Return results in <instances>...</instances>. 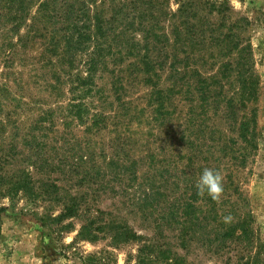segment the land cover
Listing matches in <instances>:
<instances>
[{
  "label": "rangeland",
  "instance_id": "1",
  "mask_svg": "<svg viewBox=\"0 0 264 264\" xmlns=\"http://www.w3.org/2000/svg\"><path fill=\"white\" fill-rule=\"evenodd\" d=\"M226 1L232 9L231 18L224 19L218 30V23L210 28L213 34L222 33L226 38L239 33L247 39L245 42L251 43L252 60L247 69L259 79L257 102L249 104L258 108L259 148H248L243 153L246 162L238 167H230L227 161L221 165L222 178L236 189L229 196L237 203L235 213L233 209L229 211L230 206L225 215L231 214L235 223L244 220L240 215L248 214L249 235L238 229L232 238L222 240L216 254L203 244L204 229L198 230L196 241L181 247L175 232L164 229L160 233L153 218L135 214L127 196L108 210L114 214L110 216L124 219L139 234L169 243L192 264H264V0ZM167 2L159 19L160 28L156 30L159 42L155 47L168 45L171 52L172 15L178 5L175 0ZM10 9L11 5L0 0V264H141L137 243L114 244L112 234L97 241L80 237L84 220L62 215L65 202L71 196L85 194L88 201L98 199L102 209L112 202L110 193L97 191L96 182L104 179L106 163L116 148L130 147L144 162V173L152 169L154 173L158 169L173 173L172 177H158L161 182L168 179L174 182L179 175L182 177L180 170H188L186 155L190 153L179 136L189 135L188 125L190 130H196L197 121L190 123L188 109L197 100L189 95L180 97L175 103L176 112L171 114L174 118L169 117L173 121L165 125L150 107L148 94L152 88L134 81L125 84L120 92L122 101L132 107L126 113L110 84L112 65L109 72H97L94 86L88 90L90 86L79 81V78L88 80L87 55H78L69 63L62 61L59 54L50 53L53 37L59 39L58 33L62 32L61 22L52 33L54 27L42 21L36 2L26 11L22 23L13 18L16 13ZM239 18L249 21L244 31ZM152 54L157 56L158 52ZM122 56L132 59L126 54ZM209 61L213 63L212 59ZM217 61L205 68V75H216L227 58ZM162 74L164 78L168 73ZM226 81L223 78V83ZM225 85L220 99L231 96L238 87L235 81L231 86L227 82ZM76 104L81 109L74 110ZM116 111L120 117L113 118ZM205 121L212 124L211 120ZM216 126L226 130L220 120L214 122L213 127ZM209 137L206 134L205 144H209ZM88 175L92 176L91 182L82 186L81 179L89 180ZM183 187L189 193L194 189ZM208 230L207 235L214 238L216 235Z\"/></svg>",
  "mask_w": 264,
  "mask_h": 264
},
{
  "label": "trees",
  "instance_id": "2",
  "mask_svg": "<svg viewBox=\"0 0 264 264\" xmlns=\"http://www.w3.org/2000/svg\"><path fill=\"white\" fill-rule=\"evenodd\" d=\"M167 1L2 0L4 4L11 5L10 10L16 13L13 18L20 23L24 22L26 11L31 9L34 2L42 21L54 27L52 33L56 32L55 25L61 22L62 32L58 33L59 39L53 37L50 53L59 54L62 61L69 63H73L78 55H87L88 80L79 78V81L84 86H90L88 90H92L97 72H109L112 65L114 71L110 72V84L117 93L120 107L126 113L132 107L122 101L120 92L125 84L134 81L152 88L148 94L150 107L153 108V113L162 117L165 125L173 121L169 117L174 118L171 114L176 112L178 107L175 108V103L180 97L189 95L193 96L195 102L197 100V104L194 103L188 109L189 121L192 123L196 119L197 128L195 131L190 130L188 125L189 135L179 136L180 140L184 139V149L190 153L186 155L188 170H180L184 174L182 177L179 175L174 182H169L170 179L161 182L158 177H172L173 173L166 169H158L156 173L152 169L144 173V162L140 156H135L130 147L128 150L116 148L106 163L104 179L96 182L97 191L110 193L108 196L112 195V202L102 209L98 199L88 201L84 197L86 194L71 196L65 202L62 215L84 220L80 237L97 241L112 234L114 244L137 243L141 264L192 263L168 246L169 243H159L157 239L139 234L124 219L116 220L110 216L113 212L108 208L114 206L116 201L122 202L127 196L135 214L153 218L155 229L160 233L164 229L175 232L179 246L196 241L198 230L204 229L206 239L203 244L218 254L222 240L232 238L238 229L245 236L249 235L248 214L240 215L243 221L238 219L235 223L231 221L226 224L223 216L230 206L229 211L233 209L232 213H235L237 204L229 197L232 189L236 191L234 184L229 185L223 179V196L214 200L207 192L197 190V180L204 168L219 170L221 173V165H225L226 161L227 164L231 163L230 167H238L241 162H246V154L243 153H247L248 148H259L258 108L256 105L249 106L250 103L257 102L259 93L258 76L248 73L247 69L251 65L252 45L245 42L247 39L238 35L239 33L226 38L222 33L213 34L214 31L210 28L211 24L218 23V30L223 26L224 19L231 18L232 9L227 1L175 0L178 8L172 15L174 39L170 44L171 52L168 45L155 47L159 42L156 30L160 28L159 19L168 6ZM131 14L133 17L130 18ZM213 18L215 21H212ZM238 20L242 22L241 29L244 31L248 19ZM210 31H213L212 34ZM154 51L160 56L153 55ZM124 54L132 56V59L124 58ZM169 55L172 57L167 60ZM223 57L227 61L220 65L216 71L217 76L205 75V68L215 65ZM211 59L213 63L209 61ZM164 72L168 74L163 78ZM223 78H226L229 86L235 81L238 87L231 96L226 95L224 99H220L226 88ZM215 102L219 105H212ZM73 107L74 110L81 109L80 104ZM112 115L113 118L120 117L117 111ZM78 116L81 118V115ZM96 117L100 118L99 115ZM205 119L211 120L212 124L207 125ZM218 120L223 122L226 130L219 126L213 127ZM206 134L210 136L209 144L203 142L206 141ZM196 145L195 149L189 151ZM236 153L239 155L236 156ZM239 156L242 157L241 161ZM236 160L239 163L234 165L232 162ZM97 173L98 176L101 175V170ZM88 176L89 180L81 179L82 186L91 182L92 176ZM142 179L144 181H140ZM230 179L233 182L231 177ZM183 186L194 189L189 193L186 189L183 191ZM207 229L216 236H208Z\"/></svg>",
  "mask_w": 264,
  "mask_h": 264
},
{
  "label": "clouds",
  "instance_id": "3",
  "mask_svg": "<svg viewBox=\"0 0 264 264\" xmlns=\"http://www.w3.org/2000/svg\"><path fill=\"white\" fill-rule=\"evenodd\" d=\"M197 190L201 193L207 192L214 200H219L223 193V178L219 170L204 168L196 183ZM233 220L231 214L223 216V221L227 224Z\"/></svg>",
  "mask_w": 264,
  "mask_h": 264
}]
</instances>
